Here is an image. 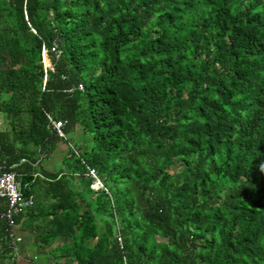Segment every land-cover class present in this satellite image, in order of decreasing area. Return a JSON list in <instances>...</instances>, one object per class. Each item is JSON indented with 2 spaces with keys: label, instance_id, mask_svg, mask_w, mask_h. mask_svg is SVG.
<instances>
[{
  "label": "trees",
  "instance_id": "obj_1",
  "mask_svg": "<svg viewBox=\"0 0 264 264\" xmlns=\"http://www.w3.org/2000/svg\"><path fill=\"white\" fill-rule=\"evenodd\" d=\"M0 171L31 264H264V0H0Z\"/></svg>",
  "mask_w": 264,
  "mask_h": 264
},
{
  "label": "built area",
  "instance_id": "obj_2",
  "mask_svg": "<svg viewBox=\"0 0 264 264\" xmlns=\"http://www.w3.org/2000/svg\"><path fill=\"white\" fill-rule=\"evenodd\" d=\"M63 125V122H52L55 132L60 137H63ZM88 175L92 179L91 189L95 191L103 190L108 193L94 169L88 168ZM0 198L6 201L5 209L0 211V220L6 221L7 226L10 229L9 237L12 240L14 253L12 261L15 264H31L29 260L24 258L21 252H19L18 247L21 239L14 234L12 229L15 225L14 217L23 214L33 206V197H26L23 195L21 186L16 180V175L13 172L0 171ZM117 241L121 245V239L119 237H117Z\"/></svg>",
  "mask_w": 264,
  "mask_h": 264
},
{
  "label": "crops",
  "instance_id": "obj_3",
  "mask_svg": "<svg viewBox=\"0 0 264 264\" xmlns=\"http://www.w3.org/2000/svg\"><path fill=\"white\" fill-rule=\"evenodd\" d=\"M13 232L16 236L20 237L19 249L24 258L30 257L32 250V236L22 224H15Z\"/></svg>",
  "mask_w": 264,
  "mask_h": 264
},
{
  "label": "rangeland",
  "instance_id": "obj_4",
  "mask_svg": "<svg viewBox=\"0 0 264 264\" xmlns=\"http://www.w3.org/2000/svg\"><path fill=\"white\" fill-rule=\"evenodd\" d=\"M45 64H46V61L48 62L46 56H45ZM67 147L64 143H59L55 149V152L53 153L52 155V158L49 159V161H47V166L49 168H55V167H60V161H61V158L63 157L65 151H66Z\"/></svg>",
  "mask_w": 264,
  "mask_h": 264
},
{
  "label": "water",
  "instance_id": "obj_5",
  "mask_svg": "<svg viewBox=\"0 0 264 264\" xmlns=\"http://www.w3.org/2000/svg\"><path fill=\"white\" fill-rule=\"evenodd\" d=\"M44 64H45V61H44ZM45 65H47V64H45Z\"/></svg>",
  "mask_w": 264,
  "mask_h": 264
}]
</instances>
